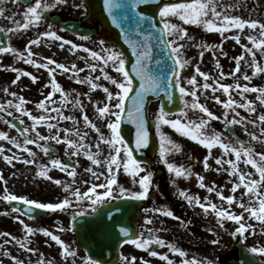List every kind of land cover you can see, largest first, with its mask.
Here are the masks:
<instances>
[{"label":"snow or ice","instance_id":"1","mask_svg":"<svg viewBox=\"0 0 264 264\" xmlns=\"http://www.w3.org/2000/svg\"><path fill=\"white\" fill-rule=\"evenodd\" d=\"M8 0H0V18L8 20L13 27L7 29L0 27V33H14L21 30L27 31L30 27H36L44 17V14L57 6H63L69 2V0H11L12 4L19 5L23 2L26 7L20 13L23 16V22L15 18L13 15H5L8 9L4 6ZM102 13L106 14V18L110 20L111 24L119 30V36L123 42L128 46L131 57L129 59L123 51H121L115 45L106 46L105 40L98 41L100 46L99 50H93L84 47L80 44H76L71 40H66L64 37L57 34L53 30V24L47 25L48 30L40 32L34 39H30L25 45L24 52L18 51L11 43H4L0 41V54H13L16 59L23 60L26 64L32 65L36 68L46 69L49 74V82L45 87H50L51 91L40 100L36 107L41 109L44 114L33 115L27 110L24 105L27 103L23 96H17L15 92L9 93L14 99H8L4 103H0V113L11 117L13 112L9 109H14L21 116H27L31 123L29 127H17L15 123L9 120H5V123L16 129L19 136L23 137V142L17 137H10L7 132L0 131V139L7 140L19 151L27 153L29 157H35L37 155L28 145H35L45 155L49 152L55 153L56 148L49 141H53L56 144L63 143L65 145V155H69V149H71V155L82 154L88 158L92 165H101V160L95 158L90 149L94 146L97 149V154L100 150V144H107L112 149V154L104 163L106 164V172L101 171L99 173L93 170V167L85 169L86 172L91 173V176L95 180H100L104 177V183H92L86 191L81 192L80 189L71 191L68 196L57 203H42L33 199H28L24 196H18L8 191L6 184L7 181L0 175V181L5 184L3 195L0 196V200L5 202H22L28 208V213L31 214L35 210H66L73 206V202L79 204L82 201H90V207L93 212L98 211L100 205L104 204L106 199L113 198L114 187L115 191H118V196L115 198H125L131 200H144L147 198L151 184L153 173L148 171L142 162L136 158L134 151L147 147L150 142L149 130L147 127L146 115H145V102L149 94L159 96L161 93L167 98L169 102L173 101L174 90H178L181 106H179L177 118H168L173 115L172 112L166 111L162 105L153 119V126L156 129L159 138V156L161 161L166 165L168 171L173 173L175 177L190 176L191 167L184 168L183 166H176L173 163L168 162L165 158L166 154L172 151H179V146L175 145L170 139H168L161 131L162 125H169L183 136L189 137L192 141L198 142L209 150V155L214 146H218L223 150L225 156L232 154L234 159L223 157H217L215 163L218 166L216 171L219 172L223 169L224 164L229 167L224 169L228 172L229 176H235L237 179L232 183L231 192L235 193L237 189L243 187L244 195L250 196L252 199L258 202L259 207H252L245 205L241 201H236L237 206L244 209V212L249 213L250 218H254L257 221H264V192L259 191L261 186H264V152L255 151L252 143L258 141L260 144H264V113H260L255 119H247L245 116L240 115L237 109H244L248 113H255V102L264 106V87H250L248 83L240 84H226L220 83L226 75L236 77V73L240 71V63L244 60L245 53H247L251 60L246 61L248 67L252 69V74H243L245 81H250L252 77H255L259 73H264V65H261L257 61V51L261 56H264V22H260L256 19H242L240 16H234L228 14V9L234 7V5L220 4V0H181L179 3H163L161 0H99ZM155 5L154 10L151 12L149 8L151 5ZM89 4L82 0L81 3L73 4V7L82 9L84 14H87ZM219 9V10H218ZM169 17H178L180 21L188 25H199L208 32L215 31L224 35L229 29H236L242 31L245 27L249 29H259V36L248 35L247 40L251 43L252 47L247 45H241L243 52L234 57L236 62L235 68L230 73H224L219 71L218 78H214L212 83H208L209 74L201 71L198 64L193 65L194 73L190 78L186 80V85L182 86L181 71L186 68L190 63V59L184 58L185 43L181 41H191L193 38L188 35L187 29L179 24L171 23ZM42 38H51L55 41H60L59 47L63 49L65 45H69V51L75 52V50L82 49L88 53L89 58L94 61L93 63H86L84 68H77L75 64L70 67L64 63H58L51 58H44V63H38L33 58L34 54L31 50L32 45H39ZM88 36H82L81 39L87 40ZM229 37H224L228 39ZM240 42L239 35L232 37ZM194 47L201 49L199 55L202 58L204 51L212 48V45H205L200 43H194ZM219 47V46H217ZM154 50L158 51V55ZM222 51V50H221ZM226 55V53H222ZM215 56V51L213 52ZM170 61V63H169ZM130 64V69L126 67ZM0 67H5L0 65ZM112 68L115 73L119 74V78H116L105 70L106 68ZM216 68L220 69L219 61H216ZM60 69L65 73H68L75 79V82L80 84H86L89 86V92L84 93L88 97L89 101L93 103L98 118L101 121H106L105 127L108 129L109 135L106 137L99 127L93 123L87 114L83 112V105L79 99V94L75 99V107L81 108L82 119L85 126L90 127L98 134L97 143L95 145L86 144L85 137L87 133H81L78 128L75 127L79 121L73 116H66L61 111V107L66 106L69 102V94H66L61 85L55 79V71ZM88 70V74L83 78H80L79 73ZM11 71L17 73L15 79L12 80V84H16L21 79V76L29 77L33 82L37 80V76L31 72H26L17 68H10ZM99 70L100 75L93 76L92 74ZM101 76L104 80L110 82V85L114 86V90H110L109 87L99 83ZM197 76L202 78L203 82L200 83L197 80ZM239 79V77H236ZM135 82V83H134ZM96 89H102L104 95L103 102L97 104L92 101L89 93ZM211 90L212 93L217 91L222 92L226 99L221 100L219 96L213 95L211 97L215 103L219 104L223 109V116H215L212 111L208 109L204 104L199 103V96L197 92ZM231 91L238 92L240 101L232 98ZM75 91V90H73ZM4 92H8L5 88ZM55 93H60L61 107H56V101L52 99ZM246 93H256L255 102L249 100ZM186 96H191V102L185 99ZM47 101V104H46ZM188 109L199 110L201 113L198 121H191L182 118ZM232 113L231 119H229V113ZM55 113V115H52ZM22 125L24 122L17 117ZM223 119L226 128H232L234 125L244 126V130L250 137V141L245 145V142L236 138L235 143H225L219 132L213 131L210 135L204 130L207 127L209 120ZM60 121H71L72 128L59 127ZM127 121L134 125L135 134L132 143L134 148L130 146V142L125 138L122 129V123ZM44 125L49 132L54 128L56 129L53 135H41L37 131L38 125ZM251 124L253 128L259 127V134L252 131L249 132L247 125ZM34 133V136H29V132ZM60 131H63L65 135L60 136ZM234 134V131H233ZM70 135H75L79 138L78 141L70 139ZM43 142V143H42ZM9 151H11L9 149ZM123 151V158L121 159L120 153ZM5 149L3 145H0V155L3 156L4 161L8 164H12L13 161H20L24 164L34 163L33 159L25 158L19 154L13 153L12 155H4ZM245 165H250L255 173L258 174V179L252 178V173L241 172L238 168V163L242 160ZM51 167L58 168L62 172H66L67 176L73 178V183L76 182V167L69 166L68 163L61 161L58 158H53L49 161ZM123 168V172L128 174L132 178L133 184H138L139 191H130L121 186L117 182V172L120 168ZM203 167L205 170L209 168L208 156L203 159ZM140 173H144L140 175ZM40 177H44L48 180L53 178L47 175V166H44V170L38 172ZM197 180L200 188H206L207 192H216V196L221 200L226 201L228 208L218 207L216 203L211 202L208 197L204 198V202H201L198 196H192L186 194L184 191L180 192V196L183 197L190 205L195 204L199 206L204 214H208L210 211L217 218L218 223L224 220L235 222L238 227L235 228L233 235H243L247 229L252 228V225H246L243 221V213L236 214L230 211L232 204L235 200L234 195L223 196L221 191L216 190L215 182L212 186H206L204 176L197 174ZM55 184H61L62 182L57 179L53 181ZM84 183H87L85 181ZM70 185L64 184V189L67 191ZM97 189H103V191H97ZM21 209L13 207L12 211L19 212ZM82 210L77 215L83 214ZM145 212H157L164 216L174 219H180L174 215L171 210L152 208L144 209ZM4 214H7L5 211ZM111 215V214H109ZM29 218H32L31 215ZM19 220L22 225L25 235L23 240H18L16 237L11 236L10 233H0V236H9L10 240H5L4 244H8L14 241L21 249L32 253L34 248L29 247L31 243L29 236L36 231L42 232L45 236L50 237L61 248V255L67 258L68 256L75 257L74 250H69V246L60 238L59 235L53 234L46 228L34 229L28 224L20 220L19 217H14ZM76 215L73 216L75 221ZM151 219L146 217L144 223L151 224ZM119 232L128 237L130 231L128 227L120 226ZM63 231V229H61ZM158 231V230H156ZM212 231V229H209ZM148 236L142 234H136L135 238L131 241L125 240L124 242H131L136 248L148 250V253L152 257H158L166 262V264H174V261L170 259L168 253H160L150 249L151 244L158 245L160 247H167L168 251L173 254H178L181 258L180 264H200L196 258L191 260L185 258L186 253L177 245L166 242L163 238L155 234L152 228L147 229ZM213 244L217 241L213 240ZM248 251L252 254L264 255V247H251ZM4 255L8 256L9 252L4 251ZM11 259L15 264H24L22 260L12 256ZM123 264H135L136 257L121 256ZM2 264V262H0ZM37 264H45L43 254H41L40 260ZM47 264H52L51 261H47ZM75 264V260L72 261ZM87 264H100V262L91 257L88 258ZM142 264H149L148 261H142ZM206 264H212V261H206Z\"/></svg>","mask_w":264,"mask_h":264},{"label":"rangeland","instance_id":"2","mask_svg":"<svg viewBox=\"0 0 264 264\" xmlns=\"http://www.w3.org/2000/svg\"><path fill=\"white\" fill-rule=\"evenodd\" d=\"M82 0H69V2L63 6H57L54 9L46 12L44 14L43 19L36 27H30L27 31L21 30L19 32L14 33H1L4 38L7 39V43H11V45L16 48L20 52H24L25 45L28 43L30 39H34L38 33L47 31V25L49 23L53 24V30L57 32L58 35L64 37L66 40H71L76 44H80L84 47L99 50L100 46L98 41L100 38L96 35L89 37L87 40L81 39L82 35L72 34L71 32L61 28L56 23L50 21L48 16L59 15L63 19L68 20H79L82 21L83 17L87 14H84L82 9H77L73 7L75 3H81ZM220 4L224 5H234V7L228 9L229 15L240 16L242 19H256L260 22H264V18L260 15L261 11L264 9V0H220ZM20 5L26 7V5L21 2ZM219 10V9H218ZM171 23L179 24L185 29H187L188 35L193 39L191 41H181V43H185L184 48V58L190 59L191 63L181 71V81L182 86L186 85V80L190 78L194 73L193 65L198 64L201 71L209 74L208 83H212L214 78H218L219 71L222 70L224 73H230L236 66V62L233 59L236 56H239L243 52V48L241 45H247L248 47H252L251 43L247 40L248 35L259 36V29L253 30L245 27L242 31L236 29H229L226 35V32L223 36L220 33L215 31L208 32L203 27L199 25H188L184 24L179 20L178 17H169ZM23 22V20H20ZM3 19L0 18V27L2 26ZM13 27L11 23L8 24L7 28ZM3 28V27H2ZM239 35L240 42L237 43L235 39L232 37ZM85 36V35H84ZM229 37L228 39H224V37ZM44 44L45 54L40 55L37 52H34V46H31V50L34 54L33 58L38 61V63H44V58H51L58 63H64L67 66H71L75 64L77 68H84L86 63H93L89 58L88 53L84 52L82 49L75 50V52L69 51V45H65L63 49L59 47L60 41H55L51 38H42L40 44ZM194 43H200L205 45H212V48L204 51L203 57L201 58L199 53L201 49L193 46ZM39 44V45H40ZM115 44L106 43V46H113ZM118 47L117 45H115ZM219 46V47H217ZM222 50V51H221ZM215 51V56H213V52ZM80 53V55H76ZM226 53V55L222 54ZM219 61L220 69L216 68V61ZM245 60H251V57L245 53L244 60L240 63V71L236 73V77L226 75L225 78L220 83L226 84H234L240 83L245 84L248 83L250 87H264V73H259L255 77H252L250 81H245L243 79V74H248L251 76L252 69L245 64ZM257 61L259 64L264 65V56H261L259 51H257ZM0 65L5 67H0V103H4L8 99H14L9 93L15 92L17 96H23L27 103L24 107L29 110L33 115H41L44 114L41 109H38L36 105L38 102L51 91L50 87H45L49 82V74L46 69L36 68L32 65L26 64L23 60L16 59L13 54H0ZM10 68L21 69L26 72H31L33 75L37 76V80L33 82L27 76H21V79L17 81L14 85L12 84V80L15 79L17 73L10 70ZM109 75H112L116 78H119V74L115 73L114 70L110 67L105 69ZM88 74V70L86 69L84 72L79 73L80 78H83ZM55 79L61 85L64 92L69 94V102L66 106L61 107V97L60 93H55L52 97L53 100L56 101V107H61V111L66 116L75 117L79 123L75 125L79 131L83 133H87L85 137L86 144L95 145L97 143L98 134L92 130L90 127L85 126L84 121L82 119V110L79 107H75V99L77 98V94H79V99L83 105V112L88 115L89 119L97 125L107 137L109 135L108 129L105 127L106 121H101L98 118V115L95 111V107L92 102L89 101L88 97L84 95V93L89 92V86L86 84H80L75 82V79L70 76L68 73L57 69L55 71ZM93 76L100 75L99 70L92 74ZM198 82L202 83L203 80L199 76H197ZM99 83L103 84L106 87H109L110 90H114V86L110 85V82L104 80L101 76ZM191 87V86H187ZM7 88L8 92H4V89ZM75 90V91H73ZM231 95L233 99L240 101V96L238 92L231 91ZM199 96V103L204 104L210 111L214 113L215 116L222 117L224 109L214 100L211 99L213 95L219 96L221 100L226 99V96L217 91L216 93H212L211 90H207L201 92L198 90L197 92ZM92 98V101L97 102V104L103 102L104 93L102 89H96L89 93ZM249 100H253L255 102L256 93H246ZM185 99L191 102L192 97L186 96ZM47 104V101H46ZM150 117H154L158 109L160 108L159 102H152L150 105ZM256 112L248 113L244 109H237L240 112V115L245 116L247 119H255L257 115L260 113H264V106L260 105L258 102H255ZM13 112L11 117L0 113V131L7 132L10 137H17L23 142V137L19 136L16 129L9 126V124L5 123V120L12 121V119H16L20 124V120L17 119L20 116V119L23 120V124L21 127H29L31 126V121L27 116H21L20 113H17L14 109H9ZM55 115V113H52ZM201 113L199 110L188 109L185 113V116L182 118L191 121H198ZM232 113H229V119H231ZM175 119L177 116L173 114L168 117ZM225 123L223 119L219 120H209L207 127L205 128V132L207 134H211L213 131L219 132L223 138L225 143H235L236 138L231 135L227 130L224 129ZM59 127L62 129L64 127L72 128L73 124L71 121H60ZM258 125L256 128H253L251 124L247 125L248 131H255L259 134ZM234 129L236 134L247 143L250 141V137L244 130V126L242 125H234ZM37 131L41 133V135H53L56 132L54 128L51 132L47 129L46 126L38 125ZM160 131L170 139L175 145L179 146V151H172L166 154V159L168 162L175 164L176 166H183L184 168L191 167V175L187 178L185 177H175L173 173H170L166 167V165L161 161L159 156V146L155 151L153 158V172L149 169L148 165L143 162L142 166H144L148 171L153 173L152 176V184L146 199H144L145 206L147 209L152 208H161L160 200L167 193L171 197L172 205L179 206L181 212L191 213L198 215L200 220H198L197 226H201L202 234L199 237H193L192 235L187 234L184 231V226L180 221H169L166 220L164 224L161 226L158 225L159 217L154 212L151 213L150 219L151 224H145V218L141 216L138 220L140 233L145 236V232H147L148 228H152L155 231V234L163 238L166 242H171L182 250L185 251L187 259L191 260L192 258H196L200 261V264H206V261H212V264H228L227 260L237 256L235 243L239 238H242L244 243L251 248L255 247H264V241L259 240L255 235H249L248 230L245 231L243 235L237 234L233 235L235 228L238 225L229 220H224L221 223H218L215 215L210 211L207 215L204 214L202 209L193 204H189L183 197L180 196V192L184 191L188 195L198 196L201 202H204V198L208 197V199L216 203L218 207L228 208L226 201L221 200L216 196V192L209 193L206 188H200L197 180V174L204 176L203 183L206 186H212V183L215 182L216 190L221 191L223 196L234 195L235 200L232 204L230 211H233L236 214L243 213V221L246 225H252V228L259 231L260 237L264 238V221H257L254 218H250L249 213L244 212V209L237 206L236 201H241L245 205H249L252 207L258 208V202L252 199L248 195H244V188L241 187L237 189L235 193L231 192L232 183L236 181L235 176H229L228 172L224 169H227L229 166L224 164V167L221 171L217 172V165L215 163V159L217 157H223L224 159L232 158L234 156L229 154L225 156L223 150L220 149L221 155L213 154L214 148L218 146H214L211 150V154L209 155V150L204 146L200 145L196 141H192L189 137L183 136L181 133H178L175 129L171 128L169 125H162ZM156 132V129H155ZM65 133L60 131V136L63 137ZM157 138L158 134L156 132ZM29 136H34V133L29 132ZM70 139L74 141H78L79 138L75 135H70ZM159 139V138H158ZM43 143V142H42ZM49 143L53 144V146L58 150V154L49 152L45 155L40 149L36 148L35 145H28L37 155L33 157H29L27 153L19 151L16 149L11 143L7 140L0 139V145H3L5 152L4 155H12L13 153L19 154L25 158L33 159L34 163L32 164H24L20 161H13L10 165L6 161H4L3 156L0 155V175L4 177V180L7 181L6 187L7 189L13 190L15 195L24 196L28 199H33L42 203H57L64 199L69 195L71 191L75 189H80L81 192L87 190V188L92 183H104V177H101L100 180H95L91 173L85 171L88 167H93V170L97 173L101 171L106 172V164L104 161L106 158L112 154V149L104 143L100 144V150L97 154V149L93 146L90 151L94 154L95 158L101 160V165L94 166L88 160V158L82 154H77L75 156L71 155V149H69V155H65V145L63 143L56 144L53 141H49ZM255 151L264 152V144H260L258 141L251 142ZM105 148H108L105 151ZM9 149L11 151H9ZM92 150H95L93 152ZM205 156H208V164L209 168L207 170L203 167V159ZM121 159L123 158V151L120 153ZM53 158H58L61 161L65 162L64 158L70 159L72 163H74L76 167V182L73 183V178L67 176L66 172L60 171L58 168L51 167L49 161ZM66 163V162H65ZM44 166H47V175L51 176L53 180H48L44 177H40L38 172L44 170ZM238 168L241 172H251L252 178L258 179V174L255 173V170L250 165H245L242 160L238 163ZM160 171V173H159ZM144 173H140L143 175ZM59 179L62 183L55 184L53 181ZM87 181V183H84ZM117 182L121 186L129 189L130 191H139V185L132 183V178L123 172V168L121 166L120 170L117 172ZM64 184L70 185L69 189L65 191ZM5 184L0 181V196L3 195ZM113 198L106 199L107 201H112L118 196V191H115ZM97 191H103V189H97ZM259 191L264 192V186H261ZM90 201L85 200L76 204L73 202V206L66 210H46L45 216H43L41 220H35L33 218L25 217L19 212L12 211V207L10 203L0 200V233H10L11 236L16 237L18 240L24 239V229L22 225L19 223V220L14 219V217H19L20 220H23L24 223L28 224L30 227L34 229L46 228L49 231H52L53 234L59 235L60 238L69 246V250H74L76 255L75 257L68 256L65 258L61 255V248L54 241L50 239V237L45 236L42 232L36 231L33 234H30L29 239L31 243L29 247L34 248L35 251L29 253L23 249H21L14 241H11L8 244H4L5 240H10L9 236H0V262L2 264H15V262L11 259L12 256H15L17 259L22 260L24 264H37V262L41 258V254H43V259L45 264L47 261H51L52 264H72V261L75 260V264H87V254L83 248H80L75 243V227L73 226V216L80 213L82 210L83 214H91L92 208L89 206ZM7 211V214H4ZM160 224V223H159ZM195 226V225H194ZM63 229V231H61ZM212 229V231H209ZM158 230V231H156ZM215 240L217 243L213 244L212 241ZM151 250H155L160 253H168L170 259L174 261V264H180V261L184 258H181L178 254H173L168 251L166 247H160L155 245L154 243L150 246ZM7 250L9 252L8 256L4 255V251ZM128 257H136L135 264H142V261L146 260L149 264H166L165 261L159 259L158 257H152L149 255L148 250L136 248L134 244H127L121 252V256ZM261 261H264V255L256 254ZM115 264H123L121 259Z\"/></svg>","mask_w":264,"mask_h":264},{"label":"water","instance_id":"3","mask_svg":"<svg viewBox=\"0 0 264 264\" xmlns=\"http://www.w3.org/2000/svg\"><path fill=\"white\" fill-rule=\"evenodd\" d=\"M84 2L90 5L88 15L84 18V21L90 23L92 27H86L76 20H63L57 15L51 16L49 19L71 32L87 36L97 34L101 39L117 44L129 59H133L128 46L119 36V30L106 18V14L102 13L99 0H84ZM179 2L181 0H161V4ZM154 8L155 5L153 4L150 6L149 11L151 12ZM262 15L264 16V11ZM0 41L6 43L1 38ZM154 52L158 55L157 50H154ZM126 67L130 69V64H127ZM154 100H160V106L163 105L166 111L172 113L177 112L179 106H181L178 90H174L173 101L171 102L162 93L159 96L149 94L146 98L145 115L150 142L147 147L134 151V155L141 162L146 161L150 167L153 165L151 157L158 147V138H156L154 133L153 119L150 120L149 117V105ZM122 129L125 138L130 142V146L134 148V143H132L135 134L134 125L124 121ZM227 129L233 134V126ZM234 135L236 136L235 132ZM68 163L74 166L70 161ZM11 203L12 207L20 208L23 214L31 215L37 219H41L46 213L45 210L37 209L29 214L26 205H23L21 202ZM142 205V200L121 198L102 204L99 206L98 211L91 215L77 216L74 221V226L76 227L75 235L77 237L76 244L81 248H85L88 257L98 260L100 264H115L120 259V250L123 247L122 245L126 243L124 241H131L138 234L136 220L140 215L139 212ZM120 226L129 228L130 235L128 237H124L119 232L118 228ZM146 236H148V233ZM237 247L239 252L238 258L230 260V264H264V262L259 261L252 254L248 253L247 248L241 242L238 243Z\"/></svg>","mask_w":264,"mask_h":264},{"label":"bare ground","instance_id":"4","mask_svg":"<svg viewBox=\"0 0 264 264\" xmlns=\"http://www.w3.org/2000/svg\"><path fill=\"white\" fill-rule=\"evenodd\" d=\"M4 6L8 9V11L5 13L6 16L7 15H13L15 13L16 14L15 15V18L17 20H23L24 19L23 16L20 15V13L25 9V6L20 5V4L19 5L12 4L11 3V0H8V2ZM9 23L10 22L8 20L3 19V22H2V26L1 27L7 29V26H8ZM226 35H227V32H226ZM43 46H44L43 43H41L40 45L34 46V52H37L40 55L45 54L46 51H45V49H44ZM76 55L78 56V55H80V53H77ZM107 150H108V148H105V151H107ZM92 151L95 152V150H92ZM213 154H215V155H217V154L218 155H221L220 148L219 147L214 148ZM9 192L12 193V194H14V191L13 190H10Z\"/></svg>","mask_w":264,"mask_h":264},{"label":"trees","instance_id":"5","mask_svg":"<svg viewBox=\"0 0 264 264\" xmlns=\"http://www.w3.org/2000/svg\"><path fill=\"white\" fill-rule=\"evenodd\" d=\"M161 205H162L163 209L171 208V202L169 201V198H168V196L166 194H165L164 198L161 200ZM170 210L172 212H174L176 214V216L178 215V216H180L182 218L184 225L187 226L188 222L194 224L195 220L193 218H196V216H194V217L191 216L192 219H190V216H188V215L187 216H183L182 213L180 212V208L178 206H176L175 208L172 207V209H170ZM168 218L169 217L164 216V215L161 214V219H159V220L161 222H163V221H166V219H168ZM195 230H197V228ZM195 230H194V232H196Z\"/></svg>","mask_w":264,"mask_h":264}]
</instances>
